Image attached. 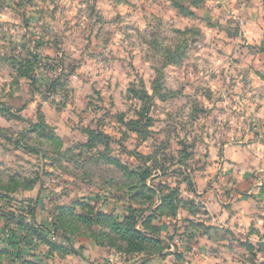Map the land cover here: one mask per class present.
<instances>
[{
  "label": "rangeland",
  "instance_id": "rangeland-1",
  "mask_svg": "<svg viewBox=\"0 0 264 264\" xmlns=\"http://www.w3.org/2000/svg\"><path fill=\"white\" fill-rule=\"evenodd\" d=\"M261 37L264 0H0V241L18 221L52 232L56 217L68 241L46 239L65 256L21 242V259L56 264L108 233L79 217L133 213L161 250L105 248L121 264H264V233L203 235L206 192L264 182L250 147L264 148Z\"/></svg>",
  "mask_w": 264,
  "mask_h": 264
},
{
  "label": "trees",
  "instance_id": "trees-1",
  "mask_svg": "<svg viewBox=\"0 0 264 264\" xmlns=\"http://www.w3.org/2000/svg\"><path fill=\"white\" fill-rule=\"evenodd\" d=\"M179 11H184V8L178 5H174ZM189 16H192L189 13ZM178 35H185L187 31H176ZM172 57L179 58L181 55H177V52L171 55ZM94 134L92 132L88 133V141L87 144L91 145L94 142L93 139ZM112 164L115 165L118 169L122 172L129 175V177H135V173L132 171H128L126 168L122 167L117 160L112 159ZM139 181V189L140 190H147L149 193L153 194L150 190L146 189L144 185V181L149 178L150 176L146 173H142L140 176ZM162 198V199H161ZM6 200L7 203L10 202L9 197H3L0 195V201ZM167 197H160L159 198V205H166ZM169 202V201H168ZM163 207V206H162ZM62 214H65V211ZM154 211H151V213ZM161 215L163 211H158ZM176 211H171L170 216H174ZM67 216H71L70 213ZM29 215H33L32 209L29 212ZM1 216V215H0ZM54 221L53 223V231H45L42 227L37 226L34 221H30L27 225H23L20 221L16 223V231H8V235L6 237H1L0 243H6V247H0V260L3 257L8 258L10 264H38V263H31L30 261H25L21 259V242L29 240V238H35L39 241V244L46 246L49 250V253H57L60 257L65 256L68 252L60 243H53L46 239V235L50 234L53 238L61 239L64 242H67V235L71 230L68 229L65 223L58 220L56 217H52ZM79 220L82 221V225L85 228H89L91 225L101 226L103 230H106L108 233H101L96 237H92L91 241L102 248H114L118 252H122L126 255L131 254H138L142 252H147L149 254H155L159 252L160 246L158 241H154L153 238L149 236H157L158 229H153V231L149 230V221L151 220L150 217L147 218V222L141 225V228H137V219L134 217L133 213L128 214L125 218L121 221H117L115 218L109 215H104L102 213L96 214V219L93 221L87 218L79 217ZM196 229L203 228L201 225L196 224ZM210 227H206L203 231V235H205L209 240L208 231ZM112 236V237H110ZM1 246V245H0ZM248 248H250L248 246Z\"/></svg>",
  "mask_w": 264,
  "mask_h": 264
},
{
  "label": "crops",
  "instance_id": "crops-1",
  "mask_svg": "<svg viewBox=\"0 0 264 264\" xmlns=\"http://www.w3.org/2000/svg\"><path fill=\"white\" fill-rule=\"evenodd\" d=\"M260 41L264 42V38L261 37ZM259 66L264 68V63H260ZM259 144H261L260 140L250 147H259V150L261 148L264 150L263 146H258ZM232 149L234 148L229 147L227 149V155H229ZM258 156L257 162H259V165L262 167L261 171L264 172V153H259ZM242 190L243 193L231 192L234 193L231 196L227 194V191L226 194L219 195L213 194L211 191L206 192L204 203L206 211H203L205 214L206 226L225 229L235 235L244 232L249 234L264 233V182L254 180L252 183L244 186ZM249 228L252 230L249 231ZM204 243L212 244L214 242L206 237ZM82 246L81 258H57L56 264H121L116 261L111 252L106 253L105 248L95 245L91 240ZM173 248L175 249V247ZM193 248L195 249V247ZM171 256L172 254H168V258ZM53 257V255L49 256L50 259ZM166 257L161 258L160 261ZM202 258L211 260L210 257L206 256ZM188 260L189 259H187V261ZM190 261L191 264H208L207 261L202 262L198 260L197 262V259H195V261ZM160 263L161 262H157L156 264Z\"/></svg>",
  "mask_w": 264,
  "mask_h": 264
},
{
  "label": "built area",
  "instance_id": "built-area-1",
  "mask_svg": "<svg viewBox=\"0 0 264 264\" xmlns=\"http://www.w3.org/2000/svg\"><path fill=\"white\" fill-rule=\"evenodd\" d=\"M7 235H8V234H7ZM7 235H6V236H7ZM3 236L6 237V236H5V233L3 234Z\"/></svg>",
  "mask_w": 264,
  "mask_h": 264
}]
</instances>
